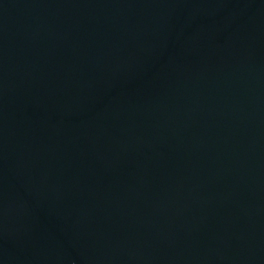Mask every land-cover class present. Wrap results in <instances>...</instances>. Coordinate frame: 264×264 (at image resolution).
<instances>
[{"label": "water", "instance_id": "obj_1", "mask_svg": "<svg viewBox=\"0 0 264 264\" xmlns=\"http://www.w3.org/2000/svg\"><path fill=\"white\" fill-rule=\"evenodd\" d=\"M0 264H264V0H0Z\"/></svg>", "mask_w": 264, "mask_h": 264}]
</instances>
